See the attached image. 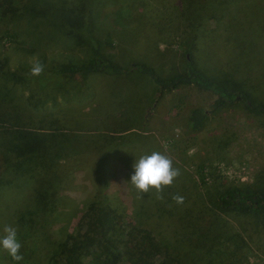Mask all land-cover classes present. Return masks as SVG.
<instances>
[{
  "label": "trees",
  "instance_id": "obj_1",
  "mask_svg": "<svg viewBox=\"0 0 264 264\" xmlns=\"http://www.w3.org/2000/svg\"><path fill=\"white\" fill-rule=\"evenodd\" d=\"M110 1L0 0V235L5 226L16 229L23 257L20 264H228L219 260L223 253L247 258L245 225L256 230L254 233L264 229V165L254 186H224L218 175L211 174V167L212 177L199 180L203 185L208 178L213 181L203 192L186 173L189 185L173 194V203L152 209L151 214L172 219L167 232H158L142 218L135 221L141 212L150 216L151 208L140 204L134 207L126 182L118 188L122 200L116 194L107 195L105 202L98 195L85 197L74 229L65 225L77 206L76 198L67 194L72 183L69 172L77 163L74 160L84 159L85 154L78 150L83 137L80 126H76L78 119L67 112L78 109L61 107L55 92L45 94L50 77L84 79L109 68L118 75L139 71L152 81L158 90L157 98L184 86L214 96L211 110L202 106L190 110L192 130L202 129L211 113L233 106L264 127V0H179L186 8L181 16L194 30L215 20L212 30L205 32L202 28L196 37L207 48L220 46L218 35H226L225 65L232 75L223 73L225 77L218 75L219 67L208 60H196L188 50L185 67L167 76H161L159 67L143 58L125 66L109 60L98 49L84 52L83 56L67 53L66 49L77 43L69 34L71 30L91 35L105 31L104 10ZM145 1L135 0V8H145ZM165 1L170 2L154 0L159 5H165ZM201 13L205 17L198 20ZM155 19L147 27L152 34L150 45L161 29L159 20L152 22ZM55 45L60 49L51 48ZM8 51L36 56L34 60L17 58L11 68ZM238 61L241 63L236 64ZM35 65L41 68L38 75L31 72ZM71 122L74 126H69ZM224 134L226 137L215 140L214 151L230 143L231 135ZM99 135L94 160L99 167L95 182L98 187L104 185L103 167L109 165L111 169L115 158L109 163L108 156L120 139ZM175 196H182L187 205L176 203ZM115 200L122 204L127 201L133 220H126L114 207ZM0 264L14 262L0 251Z\"/></svg>",
  "mask_w": 264,
  "mask_h": 264
},
{
  "label": "rangeland",
  "instance_id": "obj_2",
  "mask_svg": "<svg viewBox=\"0 0 264 264\" xmlns=\"http://www.w3.org/2000/svg\"><path fill=\"white\" fill-rule=\"evenodd\" d=\"M110 2L104 10V13H107L104 21L105 31L100 30L101 33L91 35L83 33V30H80L82 32L71 30L73 32L69 34L77 43L73 48H67V53L83 56L84 52L98 49L109 60H116L125 66L130 62L137 63L143 58L151 65L159 67L158 72L161 76H167L185 67L184 55L188 50L196 60L201 62L208 60L214 67H219L218 75L224 77L226 75L223 73L232 75L227 73L229 68L226 69L225 65L227 60L224 51L228 45L226 35L222 34L221 37L218 35L220 46L213 45L208 48L196 39L202 28L206 32L216 26L214 19L202 23V28L199 26L194 30L188 25V19L186 21L181 16L185 7L179 0L165 1V5L156 4L154 0H146L145 8L143 5H137L135 8V0ZM186 3L185 5L189 7V3ZM152 5L155 7L152 8ZM202 16L205 17V14L201 13L198 20L202 19ZM156 17L157 19L152 22L159 20L161 29L153 38L154 43L150 45L151 42L148 41L151 40L152 34L147 27ZM109 29H112V32L109 33L107 31ZM6 48L13 50L12 47ZM51 48L60 49L59 45ZM8 52V63L11 68L16 64L17 58L34 60L36 56V54L26 56L23 52ZM238 63L241 62L238 61L236 64ZM57 76L46 81L44 92L57 93L61 107L78 109L66 111L78 119L76 126H80L78 129L83 136L78 150L80 154H85L84 159L74 160L77 163L69 172L72 183L67 194L74 196L75 202L77 201V206L73 208L75 211L66 220L65 225H69V230H73L78 222L85 197L99 196L105 202L108 200L107 195L116 194L117 198L122 200L118 188H123L125 182L127 189L131 191V202L135 201L134 207L140 204L151 208L150 216L141 212V215L135 217V221L142 218L152 223L158 232L160 230L163 232L170 229L172 219L159 218L151 214L152 209L173 203V194L189 185L187 174L190 176V182L193 184L197 182L202 192L213 181L208 178L207 184L203 185L199 180L202 177H212L211 174L218 175L224 186L228 184L254 186L257 181L258 172L264 165V127L259 126L254 118L248 116L242 109L233 106L223 108L218 113H211L202 129L192 130L188 121L190 110L195 106L211 110L210 104L214 99L212 94L193 86L165 91L157 98L158 90L152 81L139 71L118 75L112 73L109 68L100 75L91 74L87 75V78H79L80 80L71 76ZM69 126H74V123L71 122ZM225 132L231 135L230 143L217 152L214 151L215 140L226 137ZM99 134H110L120 138L114 151L108 156L109 163L115 158L111 169L109 165L103 167L105 182L103 180L104 185L100 187L95 183L99 167L97 162H94ZM152 152H159L169 158L179 174L170 185H162L159 192L150 188L148 193L141 194L133 188L129 178L133 172L135 159ZM211 167L214 170L209 175ZM110 170L114 172L111 173ZM126 176L129 178H125ZM182 203L184 206L187 205L184 201ZM124 204L117 202L114 207L124 214L126 220H133L129 204L127 201H124ZM58 225L55 224V227ZM245 227L248 228L246 239L249 242L247 258L239 255L232 257L226 253L222 254L221 251L220 261L228 264H264V229L260 230V233H254L256 230L253 232L250 226Z\"/></svg>",
  "mask_w": 264,
  "mask_h": 264
},
{
  "label": "clouds",
  "instance_id": "obj_3",
  "mask_svg": "<svg viewBox=\"0 0 264 264\" xmlns=\"http://www.w3.org/2000/svg\"><path fill=\"white\" fill-rule=\"evenodd\" d=\"M40 71L39 65L31 69L33 75H38ZM178 174V170L172 166L169 158L159 152H152L135 159L129 182L141 194L148 193L150 188L159 192L162 185H170ZM174 200L179 204L183 202V197L175 196ZM3 233L0 235V251L6 252L14 264H20L23 257L19 252L21 245L16 229L5 226Z\"/></svg>",
  "mask_w": 264,
  "mask_h": 264
}]
</instances>
